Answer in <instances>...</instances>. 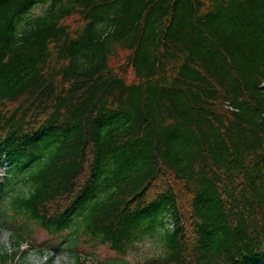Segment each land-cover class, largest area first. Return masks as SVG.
<instances>
[{
    "label": "trees",
    "instance_id": "trees-1",
    "mask_svg": "<svg viewBox=\"0 0 264 264\" xmlns=\"http://www.w3.org/2000/svg\"><path fill=\"white\" fill-rule=\"evenodd\" d=\"M263 84L264 0H0V231L264 264Z\"/></svg>",
    "mask_w": 264,
    "mask_h": 264
},
{
    "label": "rangeland",
    "instance_id": "rangeland-1",
    "mask_svg": "<svg viewBox=\"0 0 264 264\" xmlns=\"http://www.w3.org/2000/svg\"><path fill=\"white\" fill-rule=\"evenodd\" d=\"M41 10H37L35 14H40ZM78 21L73 18L69 20L72 28L77 26ZM126 54L121 53L120 57L113 62L112 68L120 71L125 61ZM126 79L133 81L131 71H128ZM24 229V234L28 235L26 245L17 246L14 244L13 232L4 228L0 231V256H7L9 259L0 264H75L74 254L68 250L70 242L65 241L67 234L54 236L44 231L36 222L26 224L20 223V229ZM25 243V242H23ZM70 247V246H69ZM76 252L79 253L81 261L87 260L88 264H108L110 262H123V264H144L143 260L152 255L155 249L147 243L139 246L138 250L126 258L121 259L119 256L111 252L107 246L92 247L90 243H85L81 238L76 246ZM14 253L18 256L13 257ZM77 253V254H78Z\"/></svg>",
    "mask_w": 264,
    "mask_h": 264
}]
</instances>
